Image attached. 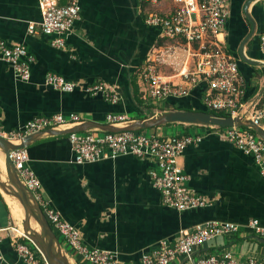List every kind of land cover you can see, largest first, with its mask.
Here are the masks:
<instances>
[{"label": "crops", "instance_id": "0c3cea01", "mask_svg": "<svg viewBox=\"0 0 264 264\" xmlns=\"http://www.w3.org/2000/svg\"><path fill=\"white\" fill-rule=\"evenodd\" d=\"M79 7V19L66 47L59 50L50 45L49 37L28 33L29 25L40 21L37 0H0V38L9 44L24 45L35 58L28 81L17 79L0 61V125L4 131L55 114L80 117L82 123L64 129L68 130L88 122L107 124L110 114H125L131 124L151 113L165 112L146 107L141 69L153 60L163 65L158 72L162 80L185 85L182 73L194 66L187 49L177 40L161 37L158 29L145 23L150 12L171 11L172 0H79ZM262 34L264 0H230L221 40L236 60L243 80L239 117L246 121L255 113L249 108L250 102L258 101L260 107L264 100V54L259 43ZM241 53L258 65L242 61ZM50 72L75 83L76 89L71 93L52 89L44 81ZM96 83L115 90L119 102L111 104L101 94L90 96L84 92L85 87ZM203 88L199 84L187 97L169 98L166 105L169 109L202 108ZM141 98L143 104L139 105ZM159 129L152 134L203 136L202 142L188 147L178 162L189 178L188 186L209 201L206 208L177 212L163 206L149 179L148 172L154 167L149 161L119 155L76 165L69 135H43L26 148L28 165L40 182L43 200L79 231L86 246L109 251L122 264H140L142 254L159 241L173 242L182 232L206 222L245 225L257 219L264 224V179L251 156L205 126L173 124ZM0 168L3 173L1 164ZM7 201L0 190V228L19 227L21 232L24 211L18 202V219ZM15 235L10 230L0 232V264H24L11 242ZM61 245L74 264H86L77 254L68 252L67 245ZM228 250L240 260L264 258V239L242 230L196 248L189 260L178 257L170 264H194L201 257Z\"/></svg>", "mask_w": 264, "mask_h": 264}, {"label": "built area", "instance_id": "2783aa9c", "mask_svg": "<svg viewBox=\"0 0 264 264\" xmlns=\"http://www.w3.org/2000/svg\"><path fill=\"white\" fill-rule=\"evenodd\" d=\"M148 1L159 3L162 0ZM172 3L173 9L167 13H148L145 23L158 29L161 37L177 40L184 45L194 66L192 70L188 68L182 73L185 85L180 86L161 79L152 64L155 60L146 64L141 69L146 101L166 104L169 98L187 97L193 87L202 84L204 88L201 100L204 108L223 112L225 117H239V111L243 107V80L236 60L226 52L221 40L229 17L230 0H172ZM37 5L40 21L30 24L28 33L49 37L53 48L64 49L67 38L79 19V0H64V3L60 0H37ZM259 43L264 54V34L260 35ZM0 61L8 65L17 79L28 81L35 58L24 45L9 44L0 38ZM44 81L52 89L63 93H71L77 87L75 83L51 72L45 75ZM84 92L90 96L101 94L111 104H117L120 100L118 93L103 83L89 85L84 88ZM249 108L255 112L250 121L264 131V103L258 107V101H252ZM106 122L111 126L123 127L128 125L129 118L125 114H110L107 115ZM81 123L80 117L73 113L39 116L16 130L6 132L0 125V137L18 144L32 134L47 130H64ZM205 128L251 156L264 179V140L259 135L247 128ZM202 140L203 136L199 134L166 136L140 131L109 133L95 130L69 134L76 165L95 163L119 155H130L140 161L152 162L154 167L148 172L151 185L159 193L161 204L177 212L200 210L209 205L205 197L188 186L189 178L178 162L188 147L197 146ZM8 157L19 180L34 196L55 235H59L81 260L90 264H122L113 253L86 246L79 231L64 221L60 214L43 200L40 182L28 165L26 148L11 151ZM8 230L16 234L11 238V242L18 258L24 264H47L41 255V258L38 257L39 251L24 236L23 231L20 232L18 228H0V232ZM242 230L264 239V224L257 219H251L245 225L206 222L182 232L173 242L159 241L155 248L142 254L140 264H170L178 257L189 260L196 248L217 237L237 235ZM18 239L25 240V243ZM194 264H264V258L249 257L240 260L228 250L201 257Z\"/></svg>", "mask_w": 264, "mask_h": 264}, {"label": "water", "instance_id": "95a60500", "mask_svg": "<svg viewBox=\"0 0 264 264\" xmlns=\"http://www.w3.org/2000/svg\"><path fill=\"white\" fill-rule=\"evenodd\" d=\"M241 59L248 64L258 65L257 62L247 60L242 53ZM170 124L216 126L220 128H247L251 129L264 140V131L258 126H255L250 120L246 121L240 117L217 116L213 113L204 111L180 110L165 111L158 114L151 113L148 117L134 121L123 127L88 122L68 130H47L46 132H39L27 136L18 144H14L0 137V153L4 156L3 173L0 168V190L3 191L4 194L17 199L20 203L24 211V219L22 220L23 234L36 247L47 264H71V259L63 250L61 243L50 227L34 196L19 180L9 160V152L27 148L31 143L37 141L43 135H69L71 133H79L93 128H97L103 132L120 133L123 131H141L158 128ZM32 221L37 224L40 232L32 227Z\"/></svg>", "mask_w": 264, "mask_h": 264}, {"label": "rangeland", "instance_id": "374dc122", "mask_svg": "<svg viewBox=\"0 0 264 264\" xmlns=\"http://www.w3.org/2000/svg\"><path fill=\"white\" fill-rule=\"evenodd\" d=\"M156 11V10H155ZM171 43V42H170ZM167 45H169V42L167 43ZM172 44H170L169 46H171ZM160 60V59H159ZM153 64V66L155 67V69H156V71L157 72H159L160 71V69L162 68V66L163 65H159V63L158 62H154V63H152ZM145 66V65H144ZM146 103L148 104V106H146V107H148V109L149 108H151L152 110L153 109H155V110H161L163 107V105H165L163 102H153V101H146ZM169 111V110H168ZM169 126V125H168ZM159 128V127H158ZM157 128H151V129H146V130H141L140 132H142V133H145V134H152V133H158L159 131H160V129L159 130H156ZM151 130H153V131H151ZM156 130V131H155ZM172 135V134H171ZM21 210V209H20ZM32 225H33V227L35 228V229H37L38 230V232H40V229H39V227L37 226V224L33 221V223H32ZM52 227V226H51ZM52 229H53V227H52ZM53 231H54V229H53ZM55 232V231H54ZM57 237L59 238V239H61V237L59 236V235H57ZM63 244H64V246L66 245V243L65 242H63ZM67 253V252H66ZM68 254V253H67ZM77 259V258H76ZM78 260V259H77ZM86 264H90V263H87L86 262Z\"/></svg>", "mask_w": 264, "mask_h": 264}, {"label": "trees", "instance_id": "16d2710c", "mask_svg": "<svg viewBox=\"0 0 264 264\" xmlns=\"http://www.w3.org/2000/svg\"><path fill=\"white\" fill-rule=\"evenodd\" d=\"M202 94H203V91L201 92ZM201 93L199 92V94L201 95ZM141 97V96H140ZM144 101V100H143ZM146 101V100H145ZM143 104V102H142V98L139 100V105L140 104ZM263 103H264V100H263V102L261 103V106L263 105ZM138 104V103H137ZM260 106V107H261ZM167 109H169V106H167L166 104H165V106H163V108L160 110V111H167ZM173 110H180V111H204V112H209V113H213V114H215V115H217V116H225V114L223 113V112H214V111H210V110H208V109H206V108H204V107H202V108H198V109H195V110H192V109H190V108H180V109H178L177 107H172V108H170L169 109V111H173ZM171 125H173V124H170L169 126H171ZM180 125H182V124H180ZM166 126H168V125H166ZM182 126H184V125H182ZM190 126H192V125H190ZM250 131H252V130H250ZM253 132V131H252ZM58 238V237H57ZM58 240H59V242L60 243H63V241L61 240V239H59L58 238ZM25 241V240H24ZM27 242V241H26ZM28 243V242H27ZM66 249H67V251L68 252H72L74 255H76L75 254V252H73L69 247H67L66 246ZM37 255H38V257H40L41 258V256H40V254L39 253H37ZM80 259V258H79ZM81 260V259H80ZM81 262H83V263H86V262H84L83 260H81ZM78 264H81L80 262H78Z\"/></svg>", "mask_w": 264, "mask_h": 264}, {"label": "bare ground", "instance_id": "6f19581e", "mask_svg": "<svg viewBox=\"0 0 264 264\" xmlns=\"http://www.w3.org/2000/svg\"><path fill=\"white\" fill-rule=\"evenodd\" d=\"M0 156H2L3 159H4L3 154L0 153ZM3 159L0 158V164H1V167H3V165H4V163H3ZM6 198H7V200H8L7 203H9V205H10V207H11V209H12V213H13V215L19 219L18 215H19V212H20L21 210H20V207H19V205H18V201H17V199H15V198H13V197H10V196H8V195H6ZM19 222H20V221H19ZM19 226H21V225H19ZM18 228H19V227H18ZM20 230H21V229H20ZM21 232H22V230H21ZM70 262H71V264H74L71 260H70Z\"/></svg>", "mask_w": 264, "mask_h": 264}]
</instances>
